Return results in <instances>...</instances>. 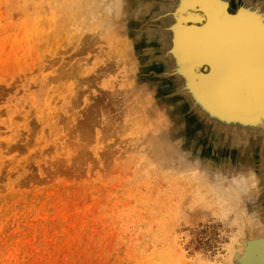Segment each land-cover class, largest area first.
Wrapping results in <instances>:
<instances>
[{
    "label": "rangeland",
    "instance_id": "1",
    "mask_svg": "<svg viewBox=\"0 0 264 264\" xmlns=\"http://www.w3.org/2000/svg\"><path fill=\"white\" fill-rule=\"evenodd\" d=\"M26 2L0 0V264H264V119L192 113L152 54L153 0L99 2L134 69L75 26L40 40L51 16ZM131 89L157 127L127 125Z\"/></svg>",
    "mask_w": 264,
    "mask_h": 264
},
{
    "label": "bare ground",
    "instance_id": "2",
    "mask_svg": "<svg viewBox=\"0 0 264 264\" xmlns=\"http://www.w3.org/2000/svg\"><path fill=\"white\" fill-rule=\"evenodd\" d=\"M153 1H154L153 2L154 5L152 6L151 9H149L148 18L152 20L154 26L159 28L158 31L160 33V36L162 37V38H160V41H162L161 45H160L162 47L161 48L162 52H161V49H160V51L154 50L152 54H153V56H156V57L158 54L159 59H160V57H162V58L164 57V59H163L164 64H165L164 70H166V71L171 70L172 77L170 76L169 79L167 80L168 81L167 83L170 84V88L175 89V87H177L176 83H175L176 82L175 79L180 77L182 75L184 69H185L183 63L180 62V60H179V57H181V56H179L178 53L181 54L182 52H184V53H182L184 55H186L187 53L190 54L189 59H190V61H193V62H189V64L192 66H195L197 64H199V66H201V65L204 66L205 65L204 63L207 62V59H210V63H207L210 65H206V68H212V66H214V72L216 69L215 75L217 76V73H219V70H217V68H219L218 65L220 62V58H217L218 50H217V48L216 49H210V47H212L213 41L215 40L217 35H218L217 38L220 40V42H226V40H229L230 38L234 41V40H239L241 37H244L245 31L247 32V30H248L249 34H250V38H251V48L249 51L257 52L261 45L264 46V0H238L236 5H235V8L238 10V8L240 6H242L238 10V14H240L239 16H240L242 21H240L238 23V28L235 27L236 24L233 27L230 26L229 24L222 25V28H220V29L223 32H219L218 27H215V25L217 23L216 22L217 18L215 17L216 16L215 10L208 9V7H206L207 8L206 9L205 4L200 3L199 1L194 3L195 0H174L176 5H178V4L182 5L183 8H185L188 12L190 11V12L195 14L194 16L196 19H191V20L194 24H198V26H200V29L192 30L193 34L191 35V38L188 36L187 37L183 36L184 32L186 31V29H185L186 25L182 26V24L179 23V21H178V11L179 10L176 9V12L174 11L175 12L174 13V12H171L172 10L170 11L168 9L169 4L171 6L175 5L173 0H172V3L170 2V0H153ZM225 1H227V0H225ZM43 2H40V3L26 2L25 6H29L33 10V13L31 14L32 16H30L27 13L26 8L24 9V10H26L25 15L27 17L36 16L38 18L39 15L34 13L36 11V9H41V8H45V7L47 8V15L51 16V18H50L51 20H49L47 23H43L44 26L42 29H39L38 25H32V26H34V28L37 27V30H38V33L40 36V40L45 42L50 37V35L52 34L51 33V32H53L52 30H50V29L48 31L46 30L47 26L56 28L57 30L66 29L69 27L73 28L75 26V27H78V29L80 30L79 33L77 34L78 36L85 35V37H86L85 31H89L90 34L92 32V36L89 39L90 42H104L105 44H107L109 46L108 48H111L115 51L116 56L119 57L122 62H124L126 64L128 63L133 69L139 66V65L137 66L136 61L134 60V56L129 49V44L131 43L130 42L131 40L129 39V41H128V38H130L131 36L129 37L126 35V33H128V32H125L126 30H124V28L119 27L118 25L117 26L114 24L108 25L106 23V20L109 23V20L110 19L113 20L114 17H115L114 20H116V18L117 19L121 18V17H119L120 15H117L118 11L117 12L114 11L112 13V15H114L113 18H111L112 15L110 13H108V11H107L108 17H106V18H108V19H106L105 22L103 20V22L106 23L107 26L103 25L105 27H102L101 21L104 18L103 15L105 13V9H104V7L100 6V3H99L100 0H43ZM101 7H102V10H101ZM205 9L207 10L206 12H205ZM101 11H103V14L101 13ZM207 12H208V14H207ZM168 13H169V15H168ZM107 14L105 13V16H107ZM115 14L117 15V17ZM206 15H207V17L209 16L208 20L206 19ZM109 17H110V19H109ZM123 17H125V13H123ZM40 18H41V16H40ZM167 19L172 21V26L170 28L165 26ZM175 19L177 21H175ZM111 20H110V22H111ZM206 20H207V23H206ZM118 21H120V20H118ZM173 21L175 22L174 24H173ZM222 21H221V23L219 22L218 24L221 25L223 23ZM112 23H113V21H112ZM99 25H101L100 27L102 28L100 30L98 29ZM187 27L189 29L193 28L189 24ZM233 28H236V30L233 31ZM37 30H35V31H37ZM224 34H227V37L222 36ZM85 37H83V38H85ZM167 42H168V44H167ZM228 42L229 41H227V43ZM220 48H222V46H220ZM109 51H110V49H109ZM114 51H112L113 54H114ZM188 51H190V52H188ZM244 52L245 51H243V48H241V50L238 54L229 53L228 56L229 57L231 56V60L233 59V61H234L236 58H237V60L245 58L247 53H244ZM249 55H251V53H249ZM113 57H115V56H112V58ZM182 60L187 61V59H185L184 57H182ZM116 63H118V61ZM119 64H120V62H119ZM245 66L246 65H242L240 67L239 79H238V77L234 79V83L231 84L232 88L235 89L236 84L240 85V83H242V81L245 82L244 81L245 76H246ZM241 75H242V77H241ZM225 80L227 81L228 79L224 77V80L220 81L222 83V85H224L226 83ZM194 81L195 82L193 83L192 88L195 91H196V88L200 91L201 87L206 85L204 78L200 75L195 76ZM228 82H229V80H228ZM214 86H217V84L215 85V83H213V82L210 83V86L208 84L209 88L213 89ZM245 90L246 91H241V93H244V92L249 93L248 92L249 89H245ZM180 91L183 92V93L180 92L183 96V99H184L183 102L186 105H188V103H189L188 108L192 111V113L193 112L197 113L199 115V117H201V120L207 121L201 115L199 105H200L202 100H207V102H208L207 105L210 106V103H212V104L215 103V101L218 98L214 97V95H209V94H196V95L191 97V95L189 96V94L186 93V89H183ZM178 92H175V94L179 95ZM138 93H139L138 91L131 89V90H128L125 94V96L127 95L126 96L127 99L129 97L134 98L133 99L134 105L131 104V107L129 109L124 107V111H123L124 116L129 117L127 125L132 123L133 126L131 128L133 131H136L138 129L146 130L150 126L153 129V127L158 126V120H156L157 116L154 117V115H156L154 113L157 112V111H155L156 108L155 109L153 108L154 112L152 113L153 118L155 120L152 121L151 117L149 118V115L152 111L151 108L154 107V103L152 102V100H150L149 97H147V98L141 97L140 94H138ZM112 94L110 95V97L112 96ZM107 95H109V94H107ZM190 97H191V99H190ZM107 98L109 99V97H107ZM247 99L248 98H245V100H247ZM124 101H125V97H124ZM112 102H114V101H112ZM107 103H108V101H107ZM110 105H111V103H110ZM224 109L230 113V109H227L226 107ZM263 109H264V101L257 110L258 116L263 113V111H264ZM113 110H114V108H113ZM159 112H160V110H159ZM159 112H158V114H159ZM224 112H226V111H224ZM229 113H226V114L228 115ZM117 114H118V111H117ZM132 115H133V118H132ZM161 116H163V115H161ZM260 116L261 117L258 121H262V119H264V116H262V115H260ZM163 119H164V117H163ZM218 120L219 119H217L216 122L219 123ZM230 121L231 122H229V125H235V127H239L238 123H241V122H239V120H230ZM252 122H254V121H251V123ZM246 123H248V122H244L241 124L246 125ZM212 124H214V123H212ZM246 126H250V124L246 125ZM136 127H138V128H136ZM231 129H235L234 126L231 127ZM147 131L149 133L151 130H147ZM150 135L151 134L146 136L147 138L145 139L144 142H147V143L149 142ZM148 150H150V149H148Z\"/></svg>",
    "mask_w": 264,
    "mask_h": 264
},
{
    "label": "water",
    "instance_id": "3",
    "mask_svg": "<svg viewBox=\"0 0 264 264\" xmlns=\"http://www.w3.org/2000/svg\"><path fill=\"white\" fill-rule=\"evenodd\" d=\"M197 1L205 4V8L208 7V9L215 10V17L218 19H216L217 23L215 27H218L219 32H223L220 29L222 28V25L229 24L233 27L236 24L235 27L238 28V23L242 21L238 12L235 14H231L228 11V9L224 6L225 0H195L194 3H196ZM170 2L172 3V0H170ZM174 4L175 5L172 6L169 4L168 9L170 11L172 10L171 12H176V9L179 10L178 21L182 24V26L186 25L185 29L187 31L184 32L183 36H188L191 38V35L193 34L192 30L200 29V26H198V24H194L191 20L196 19L194 16L195 14L190 11L188 12L185 8H183L182 5H176L175 1ZM206 9L205 12L207 11ZM208 17L206 15L207 20ZM175 21L177 20L175 19ZM221 21L223 23L221 25L218 24L219 22L221 23ZM174 23L175 22L173 21V24ZM188 24L193 28L189 29L187 27ZM165 26L170 28L172 26V21L167 19ZM236 28H233V31H235ZM217 36L213 41L212 47H210V49L217 48V58H220V62L218 65L219 68H217V70H219V73H217V76L215 75L216 69L214 72V66H212V68H206V65H210L207 64L210 63V59H207L206 63L203 62L205 64L204 66H199V64L192 66L189 64V62H193L189 59L190 54L187 53L186 55H184L182 54L184 52H182L181 54L178 53V55L181 56L179 57V60L183 63L185 69L182 75L176 78L175 81L180 89H186V93H188L189 96L191 95V97L196 94H209L214 95V97L218 98L215 103H210V106L207 105V100L201 101L199 109L201 115L205 118V120L214 119L216 121L217 119H219V123L217 122L219 125H229V122H231L230 120H239V122L241 123L248 122L246 124H250L251 121H254L252 122V124L257 123L259 122L258 120L261 117L260 115L264 116V109L262 110V114H260L259 116L257 115V110L264 101V46L261 45L257 52L249 51L251 48V38L248 30L247 32L245 31L244 37H241L239 40L234 41L230 38L229 40H226V42H220ZM222 36L227 37V34H224ZM227 41L229 42L227 43ZM220 46H222V48H220ZM241 48H243V51H245L244 53H247L245 58L238 60L236 58L234 61L233 59L231 60V56H228L229 53L238 54ZM249 53H251V55H249ZM182 57L187 59V61L182 60ZM242 65H246V76L244 80L245 82L242 81L240 85L236 84L234 89L232 88L231 84L234 83L235 78L238 77L239 79V69ZM199 75L204 78L206 85L201 87L200 91L196 88V92L192 88V86L195 82V76ZM224 77L227 78L229 82L228 80H225L226 83L222 85L220 81H223ZM211 82L215 83V85L217 84V86H214L213 89L208 87V84L210 86ZM245 89H249V93H241V91H246ZM245 98L248 99L245 100ZM225 107L227 109H230V113L224 109ZM226 113L229 114L227 115Z\"/></svg>",
    "mask_w": 264,
    "mask_h": 264
}]
</instances>
